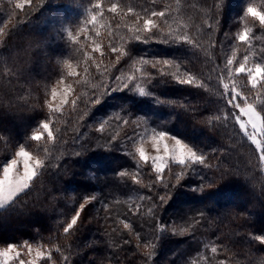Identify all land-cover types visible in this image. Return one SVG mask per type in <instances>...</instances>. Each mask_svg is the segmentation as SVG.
I'll list each match as a JSON object with an SVG mask.
<instances>
[{"label":"trees","instance_id":"1","mask_svg":"<svg viewBox=\"0 0 264 264\" xmlns=\"http://www.w3.org/2000/svg\"><path fill=\"white\" fill-rule=\"evenodd\" d=\"M16 1L0 0V29L6 18L15 21L0 33V162L24 147L42 164L29 188L0 211V223L10 225L2 241H38L54 264H264V243L254 239L264 236V165L239 129L238 109L221 98L223 84L235 83L258 109L264 100V87L252 90L246 74L230 77L226 70L229 58L234 69L245 56L246 65L264 66V26L245 12L249 5L264 11V0H36L26 12ZM107 3L120 7L106 13ZM238 7L240 27L253 29L245 41L234 32ZM129 9L166 13L148 43L130 31ZM92 16L116 41H103L101 51L86 49L75 36L91 31ZM165 36H187L192 44L160 42ZM157 59L174 61L177 75L196 82L161 76L160 65L152 66ZM70 60L78 64L79 86L66 106L48 111L34 97ZM128 71L135 77L129 88L113 91L117 73ZM140 88L149 94L140 95ZM42 122L51 138L34 141ZM134 125L180 137L204 163L174 164L158 181L128 146ZM77 210V223L65 234ZM172 222L188 230L161 231Z\"/></svg>","mask_w":264,"mask_h":264},{"label":"rangeland","instance_id":"2","mask_svg":"<svg viewBox=\"0 0 264 264\" xmlns=\"http://www.w3.org/2000/svg\"><path fill=\"white\" fill-rule=\"evenodd\" d=\"M36 0H18L16 1L17 4L21 5V10L26 12L30 9V7H32V5H34V3H36ZM112 3H107L104 8H105V12L109 13L110 11H108L109 7L111 6ZM238 5V3H235L234 6L236 7ZM3 10V9H2ZM5 10V9H4ZM236 14H233L234 16L232 17L234 20L233 23H238V21H240V8H236L235 10ZM111 13V12H110ZM127 13L129 14H133L134 11H127ZM139 17V19H138ZM132 22L133 25H131V30L135 31L136 27L139 26L141 31L139 33L134 32L133 35H140L141 38L143 39L144 37H149L150 34L149 32H144L143 31V21L144 19H151L153 20L156 24L158 23L157 18L155 17H151V15H141L139 13H137L136 15L133 14L132 17ZM13 18H6L4 20L3 24V29L8 28L12 23L14 24V22H12ZM102 20V19H100ZM242 26V25H241ZM61 29H63L61 27ZM64 29H66L64 27ZM154 29V28H153ZM234 32L235 35H237V39L239 37V34L241 32L247 31V37L246 39L249 38L252 26H248L245 28H241L240 24L239 26L237 25L234 28ZM91 31H86V30H82L79 29L75 32H77V34L75 33V36H81L83 37L82 40V44L85 45L86 49H90L91 51L96 50V51H101L102 50V45L104 42L103 41H109V43H115L116 41H112L109 33H107V31L109 30V27H105V23L102 21L99 22V24L97 25L96 23H94L93 27L90 29ZM154 35V34H153ZM239 40V39H238ZM115 49H117V47H113ZM120 56V55H119ZM123 56H126L125 54H123ZM121 57V56H120ZM115 64L119 63V61H117V59L115 58V60L113 61ZM136 62H139L136 61ZM63 67H62V73L60 74L59 78L56 79L54 81L53 84L50 85V87L47 90H44V92H40V95L38 96L37 94L34 97V101L36 103L40 102L42 103V106L44 108H46L48 111H52V112H57L59 110H61L64 106H66L69 101L72 98V92H73V88L79 86V79L74 78L78 74V64L76 62L73 61H64L63 62ZM247 67H253L254 65L249 64L246 65ZM174 66L173 64L165 66V65H160L159 69H161V71L168 73V74H176V71H178V67ZM70 73H72L70 75ZM116 76L121 77V81H117L112 80V83H114L112 85V88H117V86H119L120 88L123 87V83H128L130 84L134 79V75L131 73V71L126 72L123 75H119V73H117ZM115 76V77H116ZM129 76L133 77V79L131 81H129ZM70 77V78H67ZM108 84V83H107ZM53 90H55V95H53ZM43 99V100H42ZM237 117H240V119L238 120ZM236 121L237 124L239 126L240 129V123L243 122L245 124V130L248 132H251V125L248 123L247 117H242L241 114L239 113V109L237 110V116H236ZM137 125H134L132 127V129L129 131V135L131 136L129 139V143L128 146H131V149L136 153V162H140L143 165H148L149 167H151L152 171L156 174V176H160L162 175L163 172H165L166 169L170 168V166L177 164V163H173L171 156H172V149L175 147V141L172 139V137L178 138L180 139L182 142L186 143L187 145L191 146L190 144H188L187 142H185L184 140H182L180 137L173 135L169 132L164 131L165 133H167L168 135H166L162 140H158L155 138V133L159 132L158 130L152 129L150 127H147L146 125H144L142 128H138L136 127ZM135 127V128H134ZM134 128V129H133ZM138 128V129H136ZM50 131V128L48 130H44L42 127L39 130V132H37L36 134L40 135V138L44 135V134H48V132ZM242 135L245 137V139L250 143L251 141L243 134V131L240 129ZM257 138H259V134H257ZM126 143V141H124ZM253 145V144H252ZM165 146L168 147L169 151L167 156H165V152H164V148ZM192 147V146H191ZM253 147L256 149L255 145H253ZM22 147L18 148L15 152V154L13 156H11L9 159L0 162V179H4V173H3V168L4 165H6L8 162L15 160L16 164L13 165V167L10 169L9 174H8V180L11 181L14 178H19L23 176L24 173V157L22 156H17L16 153L18 151L21 150ZM137 149H140L141 151H143L146 159H141L139 152H137ZM194 149V148H193ZM23 150L29 153L28 156V161L30 163V167L32 168V171L34 172V175L32 177V179L29 181V186L32 182V180L34 179V177L37 175L40 167H41V160L35 156L34 154H32L29 150H27L26 148L23 147ZM195 150V149H194ZM196 151V150H195ZM258 155L260 156V152L256 149ZM198 155H201L199 152H197ZM156 156H161V157H165V166L162 169V171H160L159 173L157 172L156 168L153 167V158ZM39 161L40 163L37 164L36 162ZM159 163V162H157ZM186 164H193L191 161L186 162ZM262 165H264V162H262ZM136 173V172H135ZM134 174L131 175V179H134ZM28 189V188H27ZM27 189L22 190L21 192H19L18 194H15L13 197H11L8 200H4V201H0V211L4 210L7 208V206H9L11 203H14V201L21 195L23 194ZM92 199L90 197L87 198V202ZM86 201V199H85ZM86 203V202H85ZM84 204V203H83ZM9 226L6 223H0V252H2L4 249L7 248L8 244H13L16 247L9 252L6 256H0V264H19V260H24L26 262V264H29V262H31V264H54V262H52L50 260V250L48 248H46L45 246L39 244V242H28L27 240H24L22 242H4L2 241V237L1 235H10L9 234ZM166 229L170 230L171 232H177L179 234H184L188 229H186V227L184 226L183 222H172L170 225L166 224L165 225ZM183 229V231H181ZM27 242V243H26ZM28 245H31V251L29 252V248ZM20 253L21 255L19 257H17V253ZM37 253H40L41 255L38 256Z\"/></svg>","mask_w":264,"mask_h":264},{"label":"snow or ice","instance_id":"3","mask_svg":"<svg viewBox=\"0 0 264 264\" xmlns=\"http://www.w3.org/2000/svg\"><path fill=\"white\" fill-rule=\"evenodd\" d=\"M153 3H155V0H153ZM17 8L21 7V5L17 4L16 5ZM94 7L96 9H101V4L99 2H97ZM120 6L116 3H112L111 6L109 7L108 11L115 13L117 11V9ZM132 9H129V12H131ZM245 12L248 15H251L252 17H254L255 19H258L260 24L262 26H264V11H261L259 9H257L256 7L249 5L246 9ZM151 17H155V18H160L161 20H166V13L162 10L157 11V10H153L150 13ZM96 17L92 16L90 18V22L95 21ZM139 19V17H138ZM157 25L156 23L151 20V19H144L143 21V31L144 32H150L152 28H156ZM131 31V29H130ZM141 31L140 27L137 26L135 29L136 33H139ZM3 32V29H0V33ZM163 35V34H162ZM170 35V34H169ZM247 37V31L241 32L239 34L238 39L240 41H245ZM135 39L137 41H140L142 43H148L149 42V38L148 37H144L143 39L141 38L140 35H135ZM160 42L162 43H170V42H179V43H187L189 45L192 44L191 39H189L187 36H184L178 40H173V41H169V39L167 38V36H165ZM114 52L117 51V49L113 48L112 49ZM121 55H123V53H121ZM120 56L117 57V61H119ZM249 57L245 56L243 61L239 63L238 66H236L234 69L232 68L233 65V59L229 58L227 60V64H226V70L229 73V76H232V73L234 71V73L239 76L241 74H246L247 75V83L248 85L251 86L252 90L257 89V86L260 85L261 87H264V66H262L260 63H256L253 67H247L246 63L248 61ZM143 64H148L149 61L147 60H142L141 61ZM174 61L169 60V59H157L152 63V66L155 68L157 67V65H171L173 64ZM137 71H139V69H137ZM72 73H70L71 75ZM150 75V74H149ZM168 75V73H165L163 71H161V76H166ZM172 78L180 84H184V85H191L193 83H195V79L192 76H188L187 78H182L177 74H173ZM129 81H131L133 79V77L129 76ZM117 81H121V77L117 76L116 77ZM199 87H205L204 84H198ZM224 89L226 90V96H222V99L226 100V104L225 107L230 106L233 109H239V113L241 114L242 117H247L248 123L251 125V132H248L245 130V124L243 122L240 123V129L243 131V134L251 141V143L253 145H255L256 149L260 152V160L262 162H264V100H260V107L259 109L257 108V106L252 103L249 99V97L247 95H244V93L242 91H238L237 90V85L235 83H233L231 85V87L229 86V84L224 83L223 84ZM123 88H129V84L128 83H123ZM118 90H122L119 86H117V88L113 89V91H118ZM107 94V93H105ZM139 94L140 95H148L149 93L144 89V88H140L139 89ZM53 95H55V90H53ZM264 95V94H262ZM99 99H97L95 101V103H99ZM158 102H162L159 101ZM217 119H219V117H217ZM228 119V116H225V120ZM237 119L239 120L240 117H237ZM124 123H128L127 120L124 121ZM41 127L44 130H48L49 129V124L46 122H42L41 123ZM99 130H103V125H101V128ZM257 134H259V138H257ZM49 138H51L52 133L49 131L48 132ZM166 135H168L167 133H165L164 131H159L157 133H155V138L158 140H162ZM40 139V135L39 134H33L32 136V140H39ZM132 139V138H129ZM172 139L175 141V147L172 149V162L173 163H177L180 165H185L186 162L191 161L193 164L196 163H204L205 157L201 154L198 155L197 151H195L193 149V147L187 145L186 143L182 142L180 139L172 137ZM168 147L165 146L164 148V152H165V156H167L168 154ZM137 152H139L140 158L141 159H146L143 151H141L140 149H137ZM17 156H22L24 157V173L22 177L19 178H14L13 180L9 181L8 180V174L10 169L13 167V165L16 164L15 160H12L10 162H8L6 165H4L3 168V173H4V179H0V201H4V200H8L11 197H13L15 194H18L19 192H21L24 189L29 188V181L32 179L34 172L32 171V168L30 167V163L28 161V156L29 153L23 150V147L21 148L20 151H18L16 153ZM159 162V163H157ZM37 164H39L40 162L37 161ZM165 157H161V156H156L153 158V167L156 168L157 172L159 173L160 171H162V169L165 166ZM126 173L125 172H121L120 175L124 176ZM135 179V178H134ZM177 180L180 179V176L178 175L176 177ZM157 180H160V176H157ZM165 187H167V184H165ZM141 199H144V197H141ZM161 201L165 200V196H161L160 197ZM87 203V198L86 201ZM85 205L81 204L80 205V210L84 209ZM105 207H107V205H105ZM153 207H155V205H153ZM80 210H77L76 214L72 217L71 222L67 224L66 227H64L63 231L65 234L69 233V231L71 229H73V226L77 223V219L80 216ZM152 213V209H149V214ZM122 223H124L123 221H121ZM124 227L128 228L129 224L128 223H124ZM161 228V231L164 230L163 225L159 226ZM183 231V229L181 230ZM255 240L259 241L260 243H264V236H255L254 237ZM27 243V242H26ZM125 243H128V241H125ZM16 246L13 244H8L7 248L4 249L2 252H0V256H6L9 252H11ZM29 248V252L31 251V245H28ZM217 249L215 247L212 248V252H216ZM21 254L18 252L17 253V257H19ZM38 256H40V253H37ZM7 264V262H6ZM19 264H26V262L24 260H19ZM29 264H31V262H29ZM220 264H224V261H221Z\"/></svg>","mask_w":264,"mask_h":264}]
</instances>
